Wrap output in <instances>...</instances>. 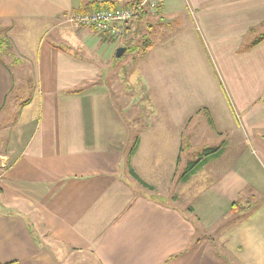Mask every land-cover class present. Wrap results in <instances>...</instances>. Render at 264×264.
<instances>
[{"label":"crops","instance_id":"0c3cea01","mask_svg":"<svg viewBox=\"0 0 264 264\" xmlns=\"http://www.w3.org/2000/svg\"><path fill=\"white\" fill-rule=\"evenodd\" d=\"M108 1L119 0H0L1 23L46 24L42 29L76 38L105 62L47 39L34 53L18 37L14 43L24 60L11 49L0 56V114L24 61H34L35 83L27 104L14 101L18 118L0 128L7 135L0 149V264H264V41L242 50L250 31L264 22V0L160 1V20L175 23L176 14L190 11L198 38L226 46L230 72L247 78L246 86L232 88L230 104L244 116L239 128L246 137L243 148L230 153L239 141L236 126L219 156L178 182L174 161L183 150L178 140H184L179 126L188 119L174 120V129L158 120L144 131L130 162L153 189L123 172L129 129L109 89L89 87L109 75L110 47L92 28L68 22L88 5ZM7 56L11 70L2 63ZM144 135L153 142L169 138L170 148L145 152ZM193 176L201 181L191 187ZM236 202L243 211L232 212Z\"/></svg>","mask_w":264,"mask_h":264},{"label":"rangeland","instance_id":"374dc122","mask_svg":"<svg viewBox=\"0 0 264 264\" xmlns=\"http://www.w3.org/2000/svg\"><path fill=\"white\" fill-rule=\"evenodd\" d=\"M148 9L149 18L139 22L143 36L141 40L132 41V49L121 58H116L115 54L121 44H126L128 30L125 34L123 32L122 36L115 38L114 44H107L106 46L110 47L109 59L112 60L108 66H111L110 73L103 78L100 77L98 84L89 87L109 89L115 109L127 124L129 141L120 166L126 175H130L128 162H131V159L128 158V154L136 138L139 137L141 142L144 131L148 132L158 120L174 129L176 127L172 125L174 120L188 119L185 125L179 126L183 130L184 138V140L180 138L178 140L177 149L181 145L183 150L180 152L179 160L175 158L174 161V175L179 182L187 171L188 163L198 160L205 149L220 147L224 144L229 132L236 126V131H233L236 135L239 134L237 136L239 141L231 147L230 153L236 148L237 152L243 148L246 132L239 128V123L241 118L243 121L244 116H241L239 110L233 111L230 104L235 102L232 88L246 86L247 78L242 74L241 81L230 72L234 64L229 54L225 52L226 46L213 45L205 42L203 38H198L199 32L195 30L196 24L190 11L187 15L184 13L187 23L185 24L183 13L175 15V23H167L163 19L160 20L162 17L160 13L156 14L157 9ZM43 25L46 24L34 21L0 22V43L3 45V48H0V56H3L4 50L11 49L19 60L23 61L21 46L14 43L16 37L26 41L34 53L37 52L39 41L47 39L70 49L76 56L88 60L95 59L101 66L105 64L94 54L83 49L76 38L68 37L64 40L57 35L56 31L49 28L42 29ZM128 27L135 30L137 28L133 22ZM256 31L249 35L248 39H254L262 34V28ZM146 43L150 46H145ZM11 61L12 59L8 56L4 59L7 63ZM23 64L21 70H16L14 73L16 89L8 99V108L0 114V128L4 124L12 125V121L18 118L19 109L12 108L14 101L25 100L33 95L31 89L35 84L32 83L34 61H24ZM245 67L246 60L242 59L241 68L245 70ZM24 74H26L25 77ZM26 83L31 87L29 90L25 86ZM29 91L30 94H28ZM228 106L231 111L227 109ZM4 133H0V149L4 139L7 138ZM153 138V136L144 135L142 150L147 152L154 148H170L169 138L163 142H153ZM215 164L216 162H211L210 165ZM200 178L201 176H193L191 182L194 183L191 187L200 182ZM173 192V195L178 194L176 190ZM179 205L182 206V203ZM68 258L64 260L71 261ZM223 260L227 261L225 257Z\"/></svg>","mask_w":264,"mask_h":264},{"label":"trees","instance_id":"16d2710c","mask_svg":"<svg viewBox=\"0 0 264 264\" xmlns=\"http://www.w3.org/2000/svg\"><path fill=\"white\" fill-rule=\"evenodd\" d=\"M141 1L142 0H119L117 2H109L108 1V2H103V3L91 4V5H88L87 7L83 8V9H81V12L82 13H91V12H95V11H104V10H112V11H115L118 8H120V6L122 4L128 5V6H134V5H140ZM159 1H161V0H159ZM161 9H162V6H161V3H159V5L157 6V10H156L157 13L156 14H159L161 12ZM148 10L149 9L147 7L146 8L145 7H140V8H138L136 10L135 16L133 17V19L130 22V23L133 22V23L136 24V26H137L136 30L128 27L129 25L125 28L124 33L127 30L129 32L128 38H127L126 44H125V46L127 48L126 52L127 51H130L132 49V47H133V42L132 41H136V40L138 41V39L141 40V38L143 37L142 34H141V32H140V28H141L140 23L143 20H146V19L149 18ZM260 28H262V34H259V36L254 37V39H247L246 42L244 43L243 48H242L243 51H247L250 48H252V47L256 46L257 44H259L260 42L264 41V22L261 24V27ZM255 32H257V31L256 30H251L250 31L251 35L254 34ZM97 36H98V38H99V40H100V42L102 44H111V43H114L115 42V38L114 37H111L108 34H98ZM144 45L147 46V47L150 46V44H148V43H146ZM0 48H3V45L1 43H0ZM8 53H9V51H8ZM8 53H7V55H8ZM9 56L11 58H15V55L11 56V54H9ZM2 61L5 64V66L9 70H11L10 69V64H12V63H10V64L9 63H6V62H4L3 59H2ZM13 61H15L14 63H16L18 60L15 59ZM13 76H14V80H15V75L13 74ZM15 87L16 86H14V91L16 89ZM75 92H80V89H77V90L75 89ZM28 101H29V98L26 99L24 101V103L27 104ZM139 143H140V138L138 137V138L135 139L134 146H132V148L130 149V152L128 154V158L129 159H131V157L137 151L138 146H139ZM222 150H223L222 147L207 148V149H205L204 152L200 155V158L198 160L189 163L188 168H187V171L183 174V176L181 178V181H186L189 177H191L192 175H194L198 170H200L204 165H206L208 163L209 159H211L213 157H216V156H219L220 153L222 152ZM128 169H129L130 176L133 179H135V181L138 184H140L144 188L153 189L149 184L145 183L135 173V171L131 167L130 161L128 162ZM231 210L234 213H239V212H241V211L244 210V206L241 205L239 202H236V203L232 204Z\"/></svg>","mask_w":264,"mask_h":264},{"label":"built area","instance_id":"2783aa9c","mask_svg":"<svg viewBox=\"0 0 264 264\" xmlns=\"http://www.w3.org/2000/svg\"><path fill=\"white\" fill-rule=\"evenodd\" d=\"M159 0H142L140 5L128 6L122 4L115 11L104 10L91 13H74L68 18V22L76 27H88L94 29L97 34H108L117 38L122 36L129 25L135 12L140 7L157 9Z\"/></svg>","mask_w":264,"mask_h":264},{"label":"water","instance_id":"95a60500","mask_svg":"<svg viewBox=\"0 0 264 264\" xmlns=\"http://www.w3.org/2000/svg\"><path fill=\"white\" fill-rule=\"evenodd\" d=\"M127 48L126 47H119L116 51V58H121L125 52H126Z\"/></svg>","mask_w":264,"mask_h":264}]
</instances>
